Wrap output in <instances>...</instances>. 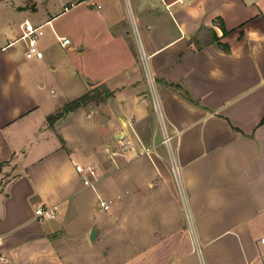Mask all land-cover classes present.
<instances>
[{
  "label": "crops",
  "instance_id": "0c3cea01",
  "mask_svg": "<svg viewBox=\"0 0 264 264\" xmlns=\"http://www.w3.org/2000/svg\"><path fill=\"white\" fill-rule=\"evenodd\" d=\"M58 1L0 0V264H264V0Z\"/></svg>",
  "mask_w": 264,
  "mask_h": 264
},
{
  "label": "rangeland",
  "instance_id": "374dc122",
  "mask_svg": "<svg viewBox=\"0 0 264 264\" xmlns=\"http://www.w3.org/2000/svg\"><path fill=\"white\" fill-rule=\"evenodd\" d=\"M49 5V6H48ZM89 4H82V5H77V0H68V4H66L68 10H66L63 14L55 17L53 20L50 22V26H46L45 30H51L50 27H52L55 30L58 31H65L67 34L73 36V26H74V21L76 20L79 10L81 8L86 7ZM4 5H0V16H6L7 20L10 21L11 23L17 22L18 19L22 16L21 14L17 13H11V12H6L4 9H2ZM90 8L91 5L89 6ZM47 11H44L43 6H39L38 12L36 15L39 17H45L47 15L48 17L53 16L54 14L63 11V5L60 1L58 0H50V2L47 3ZM88 20V18H86ZM55 44L54 46V59L53 61L55 64H57V69H52L49 70L48 72H71L70 67L71 63L70 61L73 60L74 54H68L67 52L64 51L63 48H60V44L55 40L53 37V41ZM23 45L22 41L16 42L13 46L16 49H21ZM67 68L69 70H67ZM262 256L264 257V251L262 252Z\"/></svg>",
  "mask_w": 264,
  "mask_h": 264
},
{
  "label": "built area",
  "instance_id": "2783aa9c",
  "mask_svg": "<svg viewBox=\"0 0 264 264\" xmlns=\"http://www.w3.org/2000/svg\"><path fill=\"white\" fill-rule=\"evenodd\" d=\"M48 22H45L43 24H34L31 20L29 19H24L21 24H20V35L17 39L13 40L9 44L16 43L18 41H22L25 44V51L24 55L26 58H41L43 55L42 50L39 48V38L43 34V27L45 24ZM56 40L60 44L61 47H66L68 44H70V39L65 37V36H60L56 35ZM176 134V132H175ZM171 137L170 136H165L164 141L167 142ZM122 150H132L133 147L131 145L124 144L121 148ZM148 150V149H146ZM113 155H116V152H112ZM75 169L80 172L84 173V179L83 183L88 185L91 184V177H94L95 175V170L92 166H83L81 164H75ZM173 171L175 174L178 173L177 168H173ZM100 206L103 209L108 208V204L105 203L104 201L100 202ZM55 206L52 207H38L35 210V213L38 215L40 219H49L53 218L55 216ZM2 244V237L0 236V245ZM259 244L262 250H264V238L259 239Z\"/></svg>",
  "mask_w": 264,
  "mask_h": 264
},
{
  "label": "trees",
  "instance_id": "16d2710c",
  "mask_svg": "<svg viewBox=\"0 0 264 264\" xmlns=\"http://www.w3.org/2000/svg\"><path fill=\"white\" fill-rule=\"evenodd\" d=\"M90 99L89 95H83L80 98H78L77 100L71 102L70 104L66 105V107L64 108V110H70L73 109L74 107L78 106L80 103L86 102ZM49 120H51V118H49ZM264 121V119H263Z\"/></svg>",
  "mask_w": 264,
  "mask_h": 264
},
{
  "label": "water",
  "instance_id": "95a60500",
  "mask_svg": "<svg viewBox=\"0 0 264 264\" xmlns=\"http://www.w3.org/2000/svg\"><path fill=\"white\" fill-rule=\"evenodd\" d=\"M97 230L95 228H92L89 233V240L94 241L96 236Z\"/></svg>",
  "mask_w": 264,
  "mask_h": 264
}]
</instances>
